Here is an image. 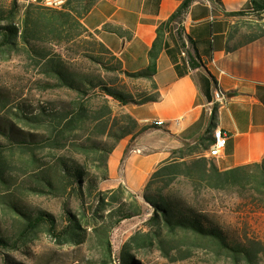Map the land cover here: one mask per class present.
I'll return each mask as SVG.
<instances>
[{
  "label": "trees",
  "instance_id": "trees-1",
  "mask_svg": "<svg viewBox=\"0 0 264 264\" xmlns=\"http://www.w3.org/2000/svg\"><path fill=\"white\" fill-rule=\"evenodd\" d=\"M95 0H66L62 9L37 7L32 15L27 10L22 20V27L14 22L13 14L0 9V51L16 45L19 35L28 45L29 52L36 53L40 59V88L43 91L66 90L75 93L76 98L56 106L46 102L35 108L32 105L19 104V111H12L19 122L0 116V181L7 184L5 177L7 165L1 155L9 145H17L25 154L31 170L26 185L28 194L36 196H51L68 202L74 199L78 210L73 211L65 204L64 209L68 225L60 232L56 216L44 210H35L24 205L19 198L6 201L5 208L12 214L18 224L14 234H8L0 222V249L18 250L20 245L28 244L40 232L64 241L65 244L79 245L84 239L82 233L85 224L93 225L94 234L105 253V261L113 262L111 236L114 229L123 221L139 217L144 206L140 198L153 210L148 220L151 232H138L125 244L121 252V264H139L137 254L133 250L158 245L165 255L169 250L165 247L163 232L170 234L182 233L183 242L195 247L215 251L218 255L232 259L231 264H257L258 257L264 253V245L256 240L245 243L230 240L227 234L204 211L188 204L171 190L181 170L174 167H162L156 171L142 196L131 193L125 186L102 191V183L110 180L109 159L118 144L127 138L133 142L138 136L146 133L150 127L142 126L125 110L128 105H144L158 102L161 94L155 77L158 71V60L163 48V39L170 25L178 21L189 7L184 3L172 17L158 28V36L149 52V66L138 73H130L124 69L123 62L95 34L89 32L83 23ZM252 7L258 14L264 13V0H252ZM72 40L88 34L94 39L96 50L110 58L107 71L117 72V80L83 74L69 67L68 62L60 53L52 52L46 47L37 46L33 41L44 42V37L60 39L66 35ZM91 59H99L88 54ZM134 80H146L150 90H138L134 93L127 89L125 82L118 77ZM113 81V82H112ZM104 93L105 104L101 109H95L89 98L95 89ZM117 103L120 111L116 112L111 100ZM8 102L0 98V109L5 110ZM219 106V104H216ZM10 111V110H9ZM217 108H214L213 117ZM20 123L22 128H17ZM85 125L90 126V134L85 137L79 132ZM69 133L73 134V151L82 155V159L70 154L53 155L50 160H42L36 155L37 147L61 148L66 145ZM83 139V140H82ZM8 142H4V141ZM214 141V139H213ZM132 148L131 144L126 154ZM197 178L192 179L197 193L210 191L215 193H233L244 201L247 209L254 212H264V160L221 172L212 167L210 172L200 171ZM91 204L86 212L87 202ZM85 211V212H84ZM83 212L82 216L77 213ZM90 213V214H89ZM191 256L188 251L183 259Z\"/></svg>",
  "mask_w": 264,
  "mask_h": 264
},
{
  "label": "crops",
  "instance_id": "crops-1",
  "mask_svg": "<svg viewBox=\"0 0 264 264\" xmlns=\"http://www.w3.org/2000/svg\"><path fill=\"white\" fill-rule=\"evenodd\" d=\"M186 2L185 14L163 39L155 77L160 100L125 107L150 129L133 142L122 140L111 154L109 181L116 183L110 190L125 186L142 196L162 167L181 170L171 187L193 186L200 171L264 160V13L254 11L252 0H95L83 23L125 70L138 73L150 64L159 26ZM218 87L228 96L219 106ZM159 120L163 126L153 125ZM219 128L228 145L219 158H209Z\"/></svg>",
  "mask_w": 264,
  "mask_h": 264
},
{
  "label": "rangeland",
  "instance_id": "rangeland-1",
  "mask_svg": "<svg viewBox=\"0 0 264 264\" xmlns=\"http://www.w3.org/2000/svg\"><path fill=\"white\" fill-rule=\"evenodd\" d=\"M66 0H0V9L9 11L13 14L14 22L22 27V20L27 10L34 15L37 7L62 9ZM74 33L70 38L66 35L60 39H52L45 36L44 42L33 41L37 46L46 47L50 51L60 53L68 62L69 67L80 73L88 74L95 78L107 77L117 80V72L107 71L110 58L96 50L94 39L88 34L82 38L72 40ZM88 54H92L99 59H91ZM40 57L29 52L28 45L21 35L16 40V45L12 48H6L0 51V98L8 102L5 110L0 109V116L19 122L12 111H19V104L32 105L38 108L40 105L51 102L56 106H61L64 102L75 100V93L66 90L43 91L40 88L39 67L37 62ZM124 81L127 89L137 93L138 90H150V84L146 80H134L118 77V81ZM113 82V81H112ZM104 93L101 89H95L90 93L89 98L95 109L103 108L105 104ZM116 112L120 111L117 103L113 102ZM10 110V111H9ZM17 128H22L17 123ZM90 126L78 131L80 136L85 137L90 134ZM66 145L61 148L37 147L36 155L42 160H50L53 155L70 154L78 159L83 157L73 151V141L75 137L69 133ZM2 140V137H0ZM83 140V139H82ZM4 141V140H3ZM8 142V141H4ZM5 165H7L5 177L9 182L3 184L0 181V222L3 230L8 234H14L18 230L14 214L6 210V201L19 198L22 204L30 206L35 210H44L54 214L58 220L59 231L61 232L67 225L68 219L64 206L68 203L73 211L78 210L74 199L64 200L51 196H36L28 194L26 185L29 181L31 170L25 164L29 154H25L17 145L12 144L1 155ZM116 182L111 180L101 184L102 191H109L110 186ZM171 190L182 200L190 205L202 210L215 224H217L228 236L230 240L245 243L249 240H256L264 245V212H254L247 209V199L244 201L238 195L233 193H215L203 191L197 193L193 186L188 183H177L171 187ZM144 206L143 214L120 223L113 231L111 236L113 262L105 261V253L94 234L93 225L85 224L82 229L84 239L79 245L65 244L64 241L56 239L46 232H40L34 240L28 244L20 245L18 250L0 249V264H121V252L125 244L138 232L149 233L151 226L147 225L148 220L153 214V210L146 205L140 198ZM91 204L86 205V212H89ZM85 212V211H84ZM82 216L84 213H77ZM90 214V213H89ZM183 234H170L163 232L162 238L165 240V247L169 250V255H165L162 247L154 245L142 249L137 253L139 264H231L232 259L218 255L215 251L195 247L191 244H185ZM191 256L183 259L187 252ZM257 264H264V253L258 257Z\"/></svg>",
  "mask_w": 264,
  "mask_h": 264
},
{
  "label": "built area",
  "instance_id": "built-area-1",
  "mask_svg": "<svg viewBox=\"0 0 264 264\" xmlns=\"http://www.w3.org/2000/svg\"><path fill=\"white\" fill-rule=\"evenodd\" d=\"M227 100H228L227 93L218 87L214 94L215 104L224 105L227 102ZM153 125L163 126L164 122L161 120L154 121ZM228 141H229V136L223 130L219 128L218 137L216 140H214L211 143V146L208 152V157L209 158H219L225 151L228 145Z\"/></svg>",
  "mask_w": 264,
  "mask_h": 264
},
{
  "label": "bare ground",
  "instance_id": "bare-ground-1",
  "mask_svg": "<svg viewBox=\"0 0 264 264\" xmlns=\"http://www.w3.org/2000/svg\"><path fill=\"white\" fill-rule=\"evenodd\" d=\"M219 129H215L213 132V139L216 140L218 137Z\"/></svg>",
  "mask_w": 264,
  "mask_h": 264
}]
</instances>
